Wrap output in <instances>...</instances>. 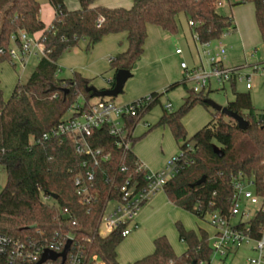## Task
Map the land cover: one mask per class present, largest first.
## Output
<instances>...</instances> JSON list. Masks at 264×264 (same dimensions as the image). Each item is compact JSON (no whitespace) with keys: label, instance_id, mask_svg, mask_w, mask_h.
Instances as JSON below:
<instances>
[{"label":"trees","instance_id":"trees-1","mask_svg":"<svg viewBox=\"0 0 264 264\" xmlns=\"http://www.w3.org/2000/svg\"><path fill=\"white\" fill-rule=\"evenodd\" d=\"M224 0H132L128 9L94 6L95 0H77L79 8L69 11L65 0H47L55 15L48 27L40 20L37 0H0V64L11 61L9 50L19 47L12 35L23 31L38 36L43 55L25 83H17L7 100L0 88V167L5 170L6 183L0 191V234L21 237L33 227L56 230L58 209L69 211L78 229L93 230L110 200L117 199L115 187L126 181L140 188L145 185V172H135L137 158L132 152L136 139L131 133L142 117L156 104L159 95L152 93L151 103L138 118H123L130 135V148L122 151L117 139L107 128L95 130L89 139L92 147L110 154L107 163L94 169L92 181L84 176V157L74 151L72 139L61 136L42 140V135L53 129L69 108L81 100L84 107L95 100L84 89L89 80L78 73L69 79L57 76L60 57L85 43L89 51L104 37L119 33L126 35V48L109 60L110 70L131 72L143 54L149 25L170 34L177 32V17L183 14L193 36L202 45L220 39L234 30L231 16H222L216 8ZM251 4L254 22L264 48V0H235L234 5ZM101 23L97 26L98 20ZM233 99L225 107L243 118L247 126L240 130L232 119L213 111L211 120L189 139L182 125L183 117L197 104L208 107L210 89L195 93L186 91L180 107L174 112L163 110L155 126L169 128L179 145L176 156L178 172L163 186L162 193L174 206L203 219L204 214L217 212L228 217L234 176L241 174L254 183L258 195H264V119H259L248 92H235V79L228 82ZM182 84L173 83L168 89ZM123 168V171H120ZM92 189L90 203L85 204L76 194L74 180ZM204 177L203 183L196 182ZM52 195L54 206L42 201ZM251 239L260 237L264 227V213L255 214L246 222ZM179 241L185 251L176 256L165 236L153 239L151 254L132 264H209L212 249L208 233L186 230L175 224ZM122 227L105 237H97L92 252L103 264H118L115 249L124 239Z\"/></svg>","mask_w":264,"mask_h":264},{"label":"rangeland","instance_id":"rangeland-1","mask_svg":"<svg viewBox=\"0 0 264 264\" xmlns=\"http://www.w3.org/2000/svg\"><path fill=\"white\" fill-rule=\"evenodd\" d=\"M100 1H103L100 4L113 7L126 6L124 5V0ZM117 1L120 2V5H115ZM234 1H222L217 6L216 12L222 16H231L236 30H228L220 39L209 42L208 46H202L194 42L190 27L182 20L183 17L179 16L177 19V32L175 34L168 33L170 40L162 43L161 54L153 51L155 55L157 54L162 59H157V61L154 58L151 47L149 48L148 45L146 56L135 63L131 71L132 77L125 83L122 93L114 99L116 103L124 104L147 97L152 93L159 95V103H156L144 115L132 132L133 138L136 139L132 151L148 167L152 169H164L179 154L181 142L179 145L175 142L168 127L155 125L163 113V106L170 104V112L176 111L182 104L186 91L191 89L193 85L192 82L187 80L185 86L179 84L174 88L168 89L174 82L181 83L184 81L186 75L185 70L180 67L181 63L186 66L187 71H191L193 68L208 71L211 57L216 58V60L221 62V66L227 69L245 66L247 63L261 65L264 62V48L255 26L253 7L251 4L234 5ZM37 2L40 9L45 4L49 6L47 0H37ZM130 2L132 4V0ZM65 5L70 9L79 8L76 0H65ZM155 29L160 33H167L158 27H155ZM237 29L240 33H237ZM106 37L103 39H106ZM103 39L101 41H104ZM189 40L192 45L189 44ZM119 42L117 41L115 47H120ZM97 45L86 51L85 43L81 42L79 47L63 54L59 59L60 62L58 61V78L69 79L73 73H78L83 77L82 72L89 65H96L99 67V71H97L93 79L101 82L104 80L106 82L108 73L111 71L108 61L109 57L115 56L118 50L113 51L110 55L100 57V55H97L96 47H99ZM219 45H222L224 48L222 56L217 53ZM152 49L155 50V48ZM176 50H179L181 55H175L174 52ZM207 51L209 55H207ZM195 59L197 63H195ZM36 62L37 58L34 57L28 59L24 67L18 63L13 65L12 61L9 62L7 60L0 64V88L4 100L10 97L12 90L18 82L25 83L27 81ZM89 83L91 86H94L91 81ZM210 91L208 99L219 106L223 107L228 101L233 99L229 83L221 85L211 80ZM235 92H248L258 118H264V74L260 71L253 73L250 91H246L243 84L236 83ZM213 111L209 106L204 107L201 104L193 106L182 119L186 139H189L211 120ZM68 115L69 112L64 115V118H67ZM5 183L6 173L0 167V191L3 189ZM159 198L167 202L164 193L160 197L157 196L155 200L157 201L158 199V202L155 210L152 213L148 212L144 217L142 216L140 229L132 231L116 247L115 255L118 264H132L151 254L153 251L152 242L156 236H165L171 245L174 255H181L186 247L178 239L175 227L177 222L186 230H193L198 233L201 229L206 231L209 237L212 236V228L207 222V216L200 219L173 204L168 208H164L163 202L160 203ZM41 199L50 206L55 205L54 200L51 198ZM110 207L111 204L108 205L109 209ZM249 209L251 214H253L255 208L250 207ZM252 247V242L239 245L235 251L233 250L234 252L227 254L223 259V263L246 264V259L253 256ZM209 264H220V261L218 258H214Z\"/></svg>","mask_w":264,"mask_h":264},{"label":"built area","instance_id":"built-area-1","mask_svg":"<svg viewBox=\"0 0 264 264\" xmlns=\"http://www.w3.org/2000/svg\"><path fill=\"white\" fill-rule=\"evenodd\" d=\"M100 23L101 19L98 20L97 26ZM194 38L197 42L195 36ZM16 40L19 41L20 46H12L9 50L13 65L18 63L24 67L28 59L34 57L38 59L43 55V45L35 35L20 31L17 35L11 36L12 42ZM208 45L209 43L202 44V46ZM217 51L218 55L224 54L222 45L217 47ZM175 53L180 54V51L176 50ZM207 55H209L208 51ZM209 64L208 71L197 68L187 71L183 63L180 65L185 70V82L188 80L193 84L191 87L193 92L210 89L211 80L223 85L231 79L243 84L244 89L250 91L253 73L260 71L264 74V62L261 65L251 66L247 63L245 66L227 69L223 68L216 58L211 57ZM246 69H250L251 72H245ZM151 100L147 96L134 102L118 104L112 98H105L95 100L86 107L78 101L67 111L69 112L68 117H63L41 138L48 140L69 136L72 139L75 153L84 157L82 167L85 178L92 181L94 169L110 159L109 153L91 146L89 139L92 133L95 130L107 128L108 134L117 139V144L122 147V151L128 150L130 135L125 128L123 118H138ZM163 110L170 112L171 105H164ZM135 165L136 173L145 172V185L138 188L126 181L121 186L115 187L117 199L107 202L93 230L78 229L72 214L65 209H58V215L54 219L58 229L54 231L33 227L31 231L18 238L0 234V264H103L91 248L97 237H105L119 227H122L120 231L122 238L131 234L137 228L136 217L143 205L161 193L166 181L178 172L176 157L164 169L157 172L149 171L138 160ZM123 170L120 168V171ZM231 184L232 196L228 217L221 216L217 212L206 213L203 216V218L207 216V222L213 229L212 236L209 237V245L212 249L210 262L218 258L220 264H224L223 259L234 248L252 242L255 257L249 259L248 264H261L264 259V227L260 231V237L253 240L249 236L250 229L246 222L255 214L264 213V195L256 194L253 181L241 174L234 176ZM74 185L77 187L76 194L81 201L85 204L90 203L93 195L88 190L92 189V185L85 188L79 177L75 178ZM109 204H111L110 209ZM250 207L255 208L253 214L250 212ZM65 249V255L62 257L61 253ZM47 253L55 255V258H44Z\"/></svg>","mask_w":264,"mask_h":264},{"label":"crops","instance_id":"crops-1","mask_svg":"<svg viewBox=\"0 0 264 264\" xmlns=\"http://www.w3.org/2000/svg\"><path fill=\"white\" fill-rule=\"evenodd\" d=\"M125 2H124V5H126V6H123V7H119V6H115V7H113V6H109V5H105V4H100V3H103V1H100V0H95V2H94V6H104V7H108V8H125V9H128L130 6H131V0H124ZM76 2H77V0H76ZM118 2V1H117ZM115 2L116 4L115 5H120L119 3L120 2ZM77 4H78V2H77ZM65 7H66V9L67 10H69V11H74V10H77V8H72V9H70V8H68L67 7V5H65ZM78 7H79V5H78ZM54 15H55V12H54V10H53V8L52 7H50V5L48 6L47 4H45L43 7H42V9H40L39 10V16H40V20H41V22L44 24V26L45 27H48L50 24H51V22H52V20H53V18H54ZM179 16H182L183 17V21L184 22H186V24L189 26V23H188V21H187V19H186V17L183 15V14H179L178 15V17ZM178 17H177V19H178ZM234 30H236V26L234 25ZM146 32H147V37H146V39H145V42H144V47H143V54H142V56H141V58L142 57H145L146 55V50H147V46L149 45V48L151 47V51L153 52V51H156V52H159L160 54H161V46H162V43L163 42H166L167 40H170V36H169V34L168 33H160L159 31H157L156 29H155V27H153L152 25H149V26H147V28H146ZM190 32H191V34H192V31H191V28H190ZM239 31H238V29H237V33H238ZM240 33V32H239ZM36 37H38L39 36V34H36L35 35ZM192 38L194 39V42L197 44V42L195 41V38H194V36H193V34H192ZM104 41H101V43H99V45H97V46H99V47H96V50H97V55H100V57H103V56H106V55H110V53L112 54V52L113 51H115V50H118V53H120V52H122V51H124L125 50V48H126V35H125V33H119V34H114V35H110V36H108V37H106V39H103ZM117 41H120L119 42V45H120V47H115V45H116V43H117ZM103 42V43H102ZM191 41L189 40V44L190 45H192L191 43H190ZM81 43V42H80ZM80 43H79V45L77 46V47H79L80 46ZM95 45V46H96ZM152 48H155V50H153ZM74 49V48H73ZM72 50V49H71ZM175 53V52H174ZM153 55H154V58L157 60V59H162V57H159V56H157V54L155 55L154 54V52H153ZM175 55H181V54H176L175 53ZM220 56H222V55H220ZM113 56H111V57H109V60L112 58ZM219 57V56H218ZM140 58V59H141ZM139 59V60H140ZM108 60V61H109ZM155 60V61H156ZM59 61V60H58ZM158 61V60H157ZM60 62V61H59ZM195 63H197V61H196V59H195ZM219 63H221L220 61H219ZM182 64V63H181ZM180 64V65H181ZM57 65H58V62H57ZM221 65V64H220ZM248 65H257V64H248ZM162 70V69H161ZM97 71H99V67L98 66H96V65H89L83 72H82V74H83V78H85V79H87V80H89V81H91L92 82V85H94L93 87H95L96 89H98V90H101V89H108L111 85H112V83H113V75H114V73H113V71H110V73H108V78H107V80H106V82L104 81V80H102V82L101 81H97V80H94L93 78H94V75L97 73ZM245 72H251V70L250 69H246L245 70ZM252 80H253V76L251 77V88H252ZM175 83V82H174ZM144 117V116H143ZM142 117V118H143ZM259 119L261 120V119H264L263 117L262 118H260L259 117ZM133 135V134H132ZM135 145V144H134ZM134 145H133V147H134ZM133 147H132V150H133ZM133 152V151H132ZM134 154V153H133ZM135 155V154H134ZM135 157L137 158V156L135 155ZM137 160L146 168V169H148L149 171H152V172H157V171H159L160 169H152V168H150V167H148L145 163H143V162H141L138 158H137ZM162 194V192L161 193H159V194H157V195H155L154 197H152L144 206H143V208L139 211V213H138V215H137V217H136V223H137V228L135 229V230H138V229H140V226H141V221H142V216L144 217V215H146L148 212L149 213H152L154 210H155V208H156V206H157V202H158V199H157V201L155 200L156 199V197L157 196H159L160 197V195ZM159 202L160 203H162L163 202V205H164V208H168L170 205H171V203L167 200V202H164L162 199H160L159 198ZM212 233H213V229H212ZM130 235V234H129ZM157 235V234H156ZM156 237H159V236H156ZM237 248V247H236ZM236 248H234L233 250L235 251L236 250ZM231 251V252H234V251ZM251 251L252 252H254L253 251V247L251 248ZM252 257H250V258H253V257H255L254 255H255V252L254 253H252ZM250 258H247L246 259V261H245V263L246 264H248V260L250 259ZM261 264H264V259L262 260V263Z\"/></svg>","mask_w":264,"mask_h":264},{"label":"water","instance_id":"water-1","mask_svg":"<svg viewBox=\"0 0 264 264\" xmlns=\"http://www.w3.org/2000/svg\"><path fill=\"white\" fill-rule=\"evenodd\" d=\"M132 77L131 72L126 71V70H118L114 73L113 75V83L108 89H101L98 90L93 86H88L84 89L86 93H90L91 98H112L115 99L118 95H120L123 91L124 85L127 82L128 79ZM205 104L208 105L211 109H213L216 112H219L226 117L232 119L233 121L236 122L237 127L240 130H243L246 128L247 123L246 121L241 118L240 116L228 111L225 107L219 106L213 101L206 99ZM204 177H201L197 182L196 185H200L203 183ZM51 198L55 199L54 196L49 195ZM67 249V248H66ZM66 249L61 253V256L64 257ZM50 257V258H55V255L52 254H45L44 258Z\"/></svg>","mask_w":264,"mask_h":264}]
</instances>
